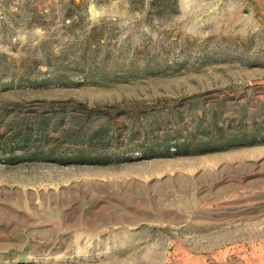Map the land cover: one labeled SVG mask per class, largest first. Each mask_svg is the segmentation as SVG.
<instances>
[{"label":"rangeland","instance_id":"obj_1","mask_svg":"<svg viewBox=\"0 0 264 264\" xmlns=\"http://www.w3.org/2000/svg\"><path fill=\"white\" fill-rule=\"evenodd\" d=\"M0 264H264V0H0Z\"/></svg>","mask_w":264,"mask_h":264}]
</instances>
